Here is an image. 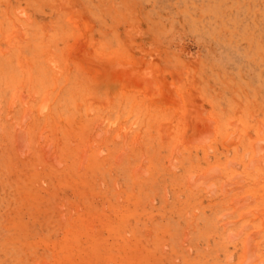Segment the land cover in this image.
<instances>
[{"label":"rangeland","instance_id":"obj_1","mask_svg":"<svg viewBox=\"0 0 264 264\" xmlns=\"http://www.w3.org/2000/svg\"><path fill=\"white\" fill-rule=\"evenodd\" d=\"M0 264H264V0H0Z\"/></svg>","mask_w":264,"mask_h":264}]
</instances>
